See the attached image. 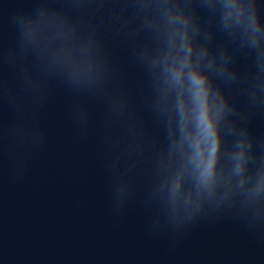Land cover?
<instances>
[{
	"label": "water",
	"instance_id": "obj_1",
	"mask_svg": "<svg viewBox=\"0 0 264 264\" xmlns=\"http://www.w3.org/2000/svg\"><path fill=\"white\" fill-rule=\"evenodd\" d=\"M0 264H264V0H0Z\"/></svg>",
	"mask_w": 264,
	"mask_h": 264
}]
</instances>
